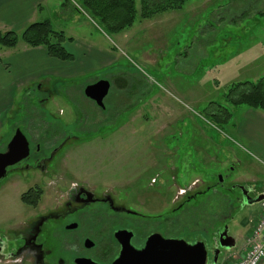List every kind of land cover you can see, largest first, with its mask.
I'll list each match as a JSON object with an SVG mask.
<instances>
[{"label":"rangeland","instance_id":"obj_1","mask_svg":"<svg viewBox=\"0 0 264 264\" xmlns=\"http://www.w3.org/2000/svg\"><path fill=\"white\" fill-rule=\"evenodd\" d=\"M69 4L70 0H47L44 8L54 23H61L60 16L66 17L64 25L74 15L76 21L86 20L82 26L86 37L95 39L96 30L106 35L108 41L100 40V47L109 49L114 64L71 79L50 76L14 88L12 79L19 76L7 70V61L15 51L0 47V63L6 67L0 71V143L15 128L23 130L25 123L31 122L36 132L44 124L46 136L63 132L69 138L51 162L65 172L55 175V180L135 197L152 180L166 179L165 187L158 183L152 189L157 197L170 198L160 208L162 227L172 228L171 234L189 242L203 241L210 254L214 221L223 216L218 225L235 242L216 262L226 264L239 253L250 223L261 213L259 204L238 208L234 201L238 190L228 191L231 185L244 186L245 181L238 180L243 162L260 165L249 142L235 133L236 125L254 111L231 106L225 96L233 83L264 78V0L189 1L181 11L154 19L161 21L154 29L144 30L141 24L146 21L137 16L133 26L119 35L103 32ZM135 4L139 13L140 0ZM40 16L41 11L35 17ZM24 30L0 24V31L17 35L16 49L24 44L20 38ZM104 78L110 84L103 101L108 120H102L103 112L83 95L86 87ZM223 109L230 114L226 122L217 117ZM204 155L206 165H202ZM218 176L220 194L211 192ZM7 181L13 187L1 186L0 203L10 204L18 222L20 196L38 182L37 174H15ZM175 182L180 188L193 187L186 191L175 187ZM186 195L193 198L185 202ZM0 211L2 219L4 208Z\"/></svg>","mask_w":264,"mask_h":264},{"label":"flooded vegetation","instance_id":"obj_2","mask_svg":"<svg viewBox=\"0 0 264 264\" xmlns=\"http://www.w3.org/2000/svg\"><path fill=\"white\" fill-rule=\"evenodd\" d=\"M95 106L101 112L106 110L104 102L103 107H98L96 104ZM104 113L100 118L108 120ZM42 126L41 132L39 129L36 132V129H32L31 122L25 123L23 130L15 128L5 142L0 143V154H4L18 131L24 137L28 148L25 159L5 169L4 177L0 179V188L4 184L13 187V184L7 180L15 174L22 176L34 172L38 179L34 186L29 187L20 196L21 219L18 222L12 215L10 204L0 203V210L4 208V217L0 219V262L3 264H160L159 261L154 260V257L152 261H140L142 258H139V253L147 247L150 239H153V243H149V247L154 250V241L160 243L161 239L182 240L191 245L203 242H189L178 238L171 234L172 228L167 230L166 227H162L160 208L170 198L157 197L152 193V189L157 188L156 184L161 183L159 180H152L149 186L145 185L138 192V195L141 192L143 196L135 197L127 193L114 196L113 192L106 191L111 189L95 190L87 184L55 180V175L61 176L65 172L52 166L51 162L59 147L69 138L63 132L50 138L42 133L45 132ZM60 139L61 142L57 143ZM18 149L20 151L16 157L24 154L22 149ZM205 155L202 156V165H206ZM229 175L227 174L225 179H228ZM219 177L211 189L213 193L220 194L219 189L222 188V184L219 182ZM163 180L160 185L165 187L166 179ZM176 185L175 182V187L186 191L187 188L193 187L191 184L185 188ZM243 185V187L239 184L231 185L228 189L229 192L238 190V196L234 199L238 208L243 207L244 200L248 196L250 198L256 196L254 188L249 183L245 182ZM208 190L209 187L206 191ZM126 192L129 193L128 190ZM185 197L187 202L192 196ZM175 211L176 209L172 213L174 214ZM222 221H224L223 216L214 221L216 230L212 233V247L210 254L207 253L206 264H214V259L217 262L220 254L225 252L219 247V236L225 232V229H221L218 225ZM227 236L229 237L228 234ZM208 256H211L209 263Z\"/></svg>","mask_w":264,"mask_h":264},{"label":"crops","instance_id":"obj_3","mask_svg":"<svg viewBox=\"0 0 264 264\" xmlns=\"http://www.w3.org/2000/svg\"><path fill=\"white\" fill-rule=\"evenodd\" d=\"M67 1L69 2V0ZM204 1L208 3L210 0H202V3H204ZM46 2L47 0H0V24L8 26L10 29L19 30L25 29L28 25L33 23L49 21L55 31L63 32L65 37L70 39V41H66L63 44V47L72 55V60L69 62H61L50 58L46 49L43 47L30 48L23 44L18 49L14 48L13 51L15 52H9L12 53V56L7 61V70H9L11 74L15 72V75L19 76L18 78L12 79L14 80V83L12 81L11 86L17 88L26 85L29 82L43 81L44 77L50 76L57 79H71L72 77L80 76L88 72L108 70L109 68H112L115 61L113 55L109 49L103 48V46L100 47V40H102V42H104V39L108 41L107 36L99 30H96V35H99L97 36L98 38L96 37L94 39L93 37H86L82 26L85 25L87 21H76L75 15L72 17V21L68 25H64L63 23L66 20L65 16H60V24L52 22L49 15L46 14V8H44ZM62 4L63 2L61 1V3L56 5L61 6ZM78 4L79 3L76 4V2L70 0L69 5H71L73 12L76 11L77 13L83 14L79 9ZM40 11L41 16L35 17ZM160 16L145 20L146 22L141 24L142 28L144 30L149 28L154 29L156 24L159 23L158 21H160L154 19H159ZM67 30H70L72 33L75 32L74 30H77L79 34L75 36L67 33ZM158 35H156L153 40L157 41ZM189 48L190 44L187 46L186 53ZM4 66L5 65L0 63V71L6 69ZM102 80L109 82L107 78ZM121 86H123V84ZM125 88L126 86L124 85L122 90ZM248 113L245 120L236 125L237 130L235 133L249 142L251 148L250 152L255 157V161L261 167L252 166L250 164L248 166L246 162H243V164L245 163L244 171L241 173L238 180L240 179L248 182L249 185L254 188L256 196H258L264 194V114L257 113L256 111H250ZM246 167H248V170ZM258 217L253 219L250 223L246 236L249 235Z\"/></svg>","mask_w":264,"mask_h":264},{"label":"trees","instance_id":"obj_4","mask_svg":"<svg viewBox=\"0 0 264 264\" xmlns=\"http://www.w3.org/2000/svg\"><path fill=\"white\" fill-rule=\"evenodd\" d=\"M197 0H140L139 13L135 0H80L79 8L103 32L119 34L130 29L137 16L148 20L168 12L181 11L184 4ZM264 16V12L261 14ZM21 41L30 48L43 47L48 56L61 62H69L72 55L63 47L67 39L63 32L55 31L49 21L28 25L21 34ZM18 37L13 31H0V47L14 49ZM225 100L233 107L245 106L253 111L264 112V78L255 82L244 81L233 83L225 96ZM222 115L211 114L224 119L230 114L224 110Z\"/></svg>","mask_w":264,"mask_h":264},{"label":"water","instance_id":"obj_5","mask_svg":"<svg viewBox=\"0 0 264 264\" xmlns=\"http://www.w3.org/2000/svg\"><path fill=\"white\" fill-rule=\"evenodd\" d=\"M109 89V82L100 80L93 85L86 87L83 94L85 98L93 101L98 107H103V101L108 95ZM18 148L22 149L21 151H24V154L16 157L20 151ZM27 150L28 148L24 137L17 131L8 146L7 152L0 154V179L4 177L5 169L8 166L14 165L26 158ZM221 181L222 179L219 177V182ZM263 202L264 194L258 195L255 198H250L248 196L247 199L244 200L243 207L260 205ZM149 243H153V239H150ZM149 243L147 247L139 253V258H142L140 260L141 262L152 261L154 257V260L159 261L160 264H206L207 251L203 242H197L191 245L182 240L165 241L161 239L160 243L159 241H154L155 250L152 247H149ZM234 246V240L227 236L226 231L219 236V247L223 251L228 252L234 248ZM213 262L215 264L216 260L214 259Z\"/></svg>","mask_w":264,"mask_h":264},{"label":"built area","instance_id":"obj_6","mask_svg":"<svg viewBox=\"0 0 264 264\" xmlns=\"http://www.w3.org/2000/svg\"><path fill=\"white\" fill-rule=\"evenodd\" d=\"M260 209L261 213L249 235L244 238L239 253L231 256L226 264H264V202Z\"/></svg>","mask_w":264,"mask_h":264}]
</instances>
